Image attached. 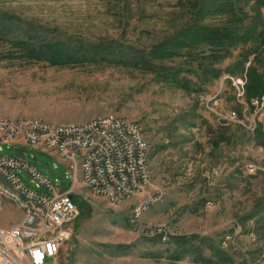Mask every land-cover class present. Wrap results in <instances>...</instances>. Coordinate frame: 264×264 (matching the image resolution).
I'll list each match as a JSON object with an SVG mask.
<instances>
[{
	"label": "rangeland",
	"instance_id": "1",
	"mask_svg": "<svg viewBox=\"0 0 264 264\" xmlns=\"http://www.w3.org/2000/svg\"><path fill=\"white\" fill-rule=\"evenodd\" d=\"M196 2L0 0V9L41 27L51 39L121 44L144 52L193 20L219 26L230 17L250 31L255 27L254 35L261 34L260 40L237 42L216 58L209 55L208 46H200L188 55H183L184 50L153 59L156 64L179 67L178 79L184 88L139 65L104 60L53 63L33 58L17 44L0 38V118L40 117L76 123L110 114L136 121L148 145L153 188L164 191L162 200L140 217L166 223L174 235L191 236L197 252L210 260L196 261L193 252L176 261L169 259L174 248L171 241L135 231L130 224V210L139 199L111 205L92 196L78 173L73 196L83 211L78 210L71 224V237L61 247L59 264H264V148L254 140L258 125L264 129V115L260 120V107L247 105L264 99V92L250 98L246 94L248 67L264 77V9L259 24H251L250 4L239 6L229 16H200L195 14ZM253 47L255 52L248 55L243 72L230 73L228 68ZM204 69L208 71L203 74ZM216 70H220L218 77L212 75ZM228 77L244 79L242 102L236 100ZM219 90L216 107L200 101ZM231 111L240 122L219 119ZM0 147L3 154L16 149ZM22 154L57 191L69 187L72 176L57 154L31 148ZM15 172L33 186L26 172ZM248 215L253 216L246 219ZM21 217L22 211L3 199L0 226L10 227ZM226 235H232L223 250L230 261L223 262L210 247H219ZM45 263L51 264L52 259Z\"/></svg>",
	"mask_w": 264,
	"mask_h": 264
},
{
	"label": "built area",
	"instance_id": "2",
	"mask_svg": "<svg viewBox=\"0 0 264 264\" xmlns=\"http://www.w3.org/2000/svg\"><path fill=\"white\" fill-rule=\"evenodd\" d=\"M228 80L236 90V100L242 102L244 79L228 77ZM220 96L219 90L199 99L206 107L214 108ZM261 102L264 99L247 104L260 107V120L264 115ZM220 117L225 123L240 122L234 111ZM249 128L253 130L254 126ZM2 145L16 149L11 154L0 153V171L5 173V180H0V208L3 199H19L17 208L22 211V217L10 227L0 226V264H46L48 258L52 259L51 264H59V252L71 237V224L78 216L73 200L76 184L70 180L68 188L57 191L51 181L23 157L22 152L27 148L57 154L65 161L70 178L72 170H79L83 185H90L92 196H100L111 205L139 199L130 210L129 221L135 231L157 236L163 242L174 235L166 231V223H151L139 217V208L161 201L164 191L153 188L150 165L144 163L148 145L136 121L110 114L76 123H56L40 117H4L0 119ZM85 150H92V159H85ZM15 171L26 172L33 186L25 184ZM231 239L232 235L224 236L219 246L226 250Z\"/></svg>",
	"mask_w": 264,
	"mask_h": 264
},
{
	"label": "trees",
	"instance_id": "3",
	"mask_svg": "<svg viewBox=\"0 0 264 264\" xmlns=\"http://www.w3.org/2000/svg\"><path fill=\"white\" fill-rule=\"evenodd\" d=\"M195 14L211 16L222 14L225 16L236 13L237 8L242 5L250 4L254 12L252 23L259 24L261 21L260 10L264 9V0H197ZM230 18V17H229ZM219 26L199 23L196 20L191 21L188 25L180 28L170 37L160 42L157 46L149 51H142L135 47L124 46L121 44H105L98 42L96 44L81 43L69 39H51L47 31L41 27L25 22L16 15H12L0 9V38H7L14 44L23 49L25 54L37 59H46L53 63L65 62H83L86 60H104L110 63H124L139 65L143 70L155 72L163 81L173 82L176 87L184 88V82L178 79L180 68L176 66H167L156 64L153 59H163L176 54H191L193 49L200 46H208L209 55L217 57L221 51L227 52L229 47L237 42H253L252 40L261 39V34L254 35L255 27L250 31L249 27H244L238 21L229 19ZM250 24V25H251ZM250 31V32H249ZM247 41V42H246ZM254 44V43H253ZM255 52V47L248 49L246 54L228 68L230 73H236L244 70L245 61L251 53ZM207 69V68H205ZM201 72L204 74L205 71ZM220 70L213 71L212 75L218 77ZM247 96H258L264 92V77L261 76L253 67L246 69ZM254 140L257 145L264 148V131L261 125H258ZM78 210L83 211L82 203L73 196ZM254 215V214H253ZM253 215L246 216V219ZM158 240L159 237L156 236ZM191 236L173 235L169 238L174 248L169 253V259L176 261L189 253H196V261H206L201 252H197L196 245H193ZM213 255H217L223 262L230 261L223 249L211 245ZM207 261H210L209 259Z\"/></svg>",
	"mask_w": 264,
	"mask_h": 264
},
{
	"label": "bare ground",
	"instance_id": "4",
	"mask_svg": "<svg viewBox=\"0 0 264 264\" xmlns=\"http://www.w3.org/2000/svg\"><path fill=\"white\" fill-rule=\"evenodd\" d=\"M2 119V118H0ZM85 159H92V150H85ZM144 163H148V152L145 153L144 155ZM80 173V177H81V180L83 182V175L81 174V172L79 170H72L71 172V176H72V182L73 184L75 183L76 181V177H77V174ZM0 180H5V173H2L0 171ZM88 190L90 191V194L92 195V192L90 190V185H85ZM94 197H100V196H94ZM11 201L15 204L16 207H20V200L19 199H11ZM149 205H144L142 206V208H139V217L148 210ZM129 220H130V217H129ZM168 228H166V231H167Z\"/></svg>",
	"mask_w": 264,
	"mask_h": 264
}]
</instances>
